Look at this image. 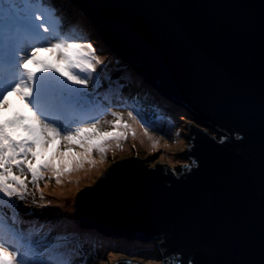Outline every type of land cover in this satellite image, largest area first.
<instances>
[{
    "label": "water",
    "instance_id": "1",
    "mask_svg": "<svg viewBox=\"0 0 264 264\" xmlns=\"http://www.w3.org/2000/svg\"><path fill=\"white\" fill-rule=\"evenodd\" d=\"M72 1L198 122L180 172L120 157L79 190V223L153 241L159 264H264V0Z\"/></svg>",
    "mask_w": 264,
    "mask_h": 264
},
{
    "label": "snow or ice",
    "instance_id": "2",
    "mask_svg": "<svg viewBox=\"0 0 264 264\" xmlns=\"http://www.w3.org/2000/svg\"><path fill=\"white\" fill-rule=\"evenodd\" d=\"M54 31L43 11L28 9L11 12L0 29V201L9 209L0 208V264H56L30 260L40 253L15 228L13 198L26 200L29 184L40 190L39 182L46 177L61 184L62 177L83 170L85 164L95 167L94 153L103 163L113 144L120 149L129 133L136 136L120 112L112 113L115 120L103 121L113 126L111 131L101 130L99 118L92 122L80 118L90 103L84 89L104 60L91 43L59 36L50 41L45 34ZM127 115L140 124L157 150L159 141L148 128L133 112ZM32 203L37 204L35 199ZM43 247L47 251L57 245L50 241Z\"/></svg>",
    "mask_w": 264,
    "mask_h": 264
},
{
    "label": "rangeland",
    "instance_id": "3",
    "mask_svg": "<svg viewBox=\"0 0 264 264\" xmlns=\"http://www.w3.org/2000/svg\"><path fill=\"white\" fill-rule=\"evenodd\" d=\"M67 4H70L75 12L81 11L82 13H86L78 4L74 3L72 0H70ZM86 15L88 14L86 13ZM96 30L100 32L99 28L97 27ZM93 47L96 49V52L99 53L98 56L104 60V63H108L106 64V68L92 74L90 83L88 85L89 89H91V87L94 88L96 83H98L101 78H105V75H107L109 71H116L118 66H114V63L123 64V61H128L129 64H123L124 70L122 74L124 76L121 78H124L127 82H131L133 85L136 84L135 79L139 81L138 83L140 84V86L141 83L143 84V86L141 87V93L146 97L147 95H149L155 101H150L147 97V100L149 102H145L146 104L154 105L160 112H167L170 107L176 106L174 107V112L171 113L170 116H168V122L165 123L160 122L158 119L156 120L157 122H154L152 120V123H149L145 120L143 121L141 119L140 113L137 110L121 108L122 106L118 107L117 109L115 108L117 106H115L107 108L105 110H101L100 115L97 117L102 121L101 130L111 131L113 130V126L111 124L103 123V121L115 120L116 118L112 116L113 112L122 113V120L124 122H127L131 126L133 121L127 115V113L133 112L134 115L138 116L143 121L144 126L148 128L149 132L153 134L155 138H157L156 140L159 141L158 149L154 151L152 149V145L148 147L143 146L138 142L137 138H133V136L129 134L128 138L121 142L122 146H124V149L122 150V148H113V150L107 153L105 161L99 164V166L90 168L89 170L83 168V170L76 171L68 176L62 177L61 184H57L54 178L48 180L46 177V180L40 181L39 189L43 192L44 201H41L40 199L41 191L38 190L34 185L29 184V192L31 194L27 197V199L24 201H19L13 198L12 203L16 206H23L21 207L23 211L28 210V213H22L24 216L30 215L26 216L29 219L24 222L26 223V227L28 228L27 237L30 238L31 243L36 245L38 252L43 253V255L40 254L41 257H31L30 260L32 261L42 258L44 260H47L49 257H51L50 255L54 253V249L49 248L46 251L45 248L41 247V245L47 244L48 242L52 241L57 246H59V248L65 246L68 243L75 246V254L69 257L70 260H68L67 263L62 264H112L113 262L121 258H131L140 262L159 264L162 262V260L160 258L161 256L159 255V249L157 246L152 244L151 250L147 249L141 250L140 252H134L132 249H130L132 244H130L131 242L129 241L131 239L128 240L129 238L108 235L96 228L81 225L77 220L75 213L76 196L82 187L89 183H94L110 168V166L117 159L126 154L138 155L148 165H153L156 163H166L170 165L175 172H180L183 169V166L180 163L189 162L191 160V157L187 154L185 148L190 145L192 141L189 138L188 134L192 122L194 121L196 124H198V122L196 121L191 110H189V108L185 104L174 100L167 93L163 92V90L159 88L157 82H153L149 78L146 79V77L144 76V72H142L139 67H136L134 63L130 62L126 57H124L120 50H113L110 47V51H108L106 54L105 52H99L96 46L93 45ZM115 57H120V59ZM112 59L114 60L113 66L110 65ZM130 63L133 66H130ZM137 74H140L141 76L136 77L135 75ZM112 84L113 83H108L105 87H103L104 85H102L103 95H111L112 92H110V87ZM115 86H119L118 83H116ZM160 93L164 95V97H162ZM160 100H162V106L160 105ZM163 103H166V106ZM155 123H162L166 130H164L163 132L159 131L156 126L157 124ZM159 126L160 125H158V127ZM175 132H178L177 137L174 136ZM215 132L217 134L216 130L211 129V133ZM97 155L98 153H94L93 157L96 158ZM161 157H163L164 159L161 160ZM91 175H93V177H91ZM28 178L29 180L31 179L30 175ZM46 182L47 186H45ZM33 199L36 200L37 204L34 205L32 203ZM46 201H50V203H48L45 207L37 206L39 204L45 203ZM72 219L74 220L72 221ZM61 224H66V226H74L75 228L77 227L76 231H68L66 234H64L65 237L68 236V238L63 240L58 235L57 231H54V229L57 226H61ZM94 231H97L100 236H113L114 239L105 237V239L107 240L106 244H104L103 246L94 245L95 243L89 242L84 236L85 233ZM102 239L105 241L104 238ZM80 241H82V246L80 250H77L76 245ZM146 243L148 242H145L143 245L141 244V246L147 247ZM48 261L50 260L48 259Z\"/></svg>",
    "mask_w": 264,
    "mask_h": 264
},
{
    "label": "trees",
    "instance_id": "4",
    "mask_svg": "<svg viewBox=\"0 0 264 264\" xmlns=\"http://www.w3.org/2000/svg\"><path fill=\"white\" fill-rule=\"evenodd\" d=\"M69 1L70 0H0V29L3 28L4 19L7 20L9 14L13 11L20 12L22 9H28L32 11L40 10L46 14V21L48 19L51 20V24L55 29L54 32L45 34L49 38L50 41H54V39L57 36L67 37L70 39H75L82 43H91L92 45L96 46L97 50L101 53L105 52L107 54V52L110 51L111 48L113 50H116V49L120 50L117 47H115L113 44H111L108 40H106L103 37V35L96 30V27H97L96 24L91 20V18L88 15H86V13L84 12L82 13L81 11L75 12L73 7L70 6V4H67ZM49 13L51 14L50 17L48 15ZM120 52L124 56V53L121 50ZM96 55H99V53L96 52ZM115 58L120 59V57H115ZM127 59L130 62L134 63L136 67H138L137 64L134 62V60H131L129 58ZM113 62L114 60L112 59V62L110 63V65L113 66ZM107 63L108 62L100 65V67L97 68V71H101L102 69L106 68ZM123 64H129V63L128 61H123ZM123 64L114 63V66L116 67L118 66L116 69L117 72L109 71L108 74L105 75L106 76L105 78H101L98 81V83H96L94 88L91 87V89H89L87 87V89H84V91L89 94L87 97V100L90 101V103L84 106V109L81 114L82 118L84 119L86 117H98L101 113V110H105L109 106L111 107L117 106L116 108L122 106L121 108H130L133 110H137L140 113L141 119L143 121L145 120L149 123H152L153 121L157 122L156 120L158 119L160 122H163V123L168 122L169 120L168 116H170L171 113L174 112V107L176 106L170 107L167 110V112H160L157 110V108L154 105L146 104L145 102H149L147 100V97L149 98L150 101H153V102L155 101L149 95H147L146 97L141 93V87L143 86V84L141 83V86H140V84L138 83L139 81L137 79H135L136 84L133 85L131 82H127L124 78H121L124 76L122 74L124 70ZM130 66H133V65L130 63ZM137 75L135 76L136 77L141 76L140 74H137ZM144 76L146 77V79L148 78L145 72H144ZM108 83H113L110 87L111 89L110 92H112L110 95L111 97L109 95H103V92H102V85H104L103 87H105ZM116 83H118L119 86H115ZM159 88H160V85H159ZM161 96L164 97V95L162 94ZM159 102H160V105L162 106L161 104L162 100H160ZM163 104L166 106V103H163ZM192 114L195 117V114L193 112ZM89 121H92V119ZM155 124H157L156 126L159 131L163 132L164 130H166V128H164V125L162 123H155ZM158 125L160 126L158 127ZM3 204L4 202H0V208H2L4 212H8L9 209L7 207H4ZM21 207L23 206L18 205L14 209L15 218H16L15 228L17 231L22 232L23 235L27 237L28 228L26 227L27 225L24 222H26V220L29 219L26 216H30V215L24 216L22 213L26 214L28 213V210L23 211ZM101 237L105 239V237H108V236H104V237L101 236ZM27 238L30 241V238L29 237ZM108 238L112 239L114 237L111 236ZM129 242H131L130 244L134 246L133 247L131 245V248H130L134 252H140L141 250H147V249L151 250L152 244L155 245L153 241L149 242V241L131 239ZM145 242H148L146 243L147 247L149 246L148 248L141 246V244L143 245ZM94 245H101V244L97 243ZM41 247L44 248L43 245H41ZM40 254L43 255V253H40ZM38 257H41V256L39 255ZM51 257H49L48 259H51ZM39 260L41 259H36L34 261H39Z\"/></svg>",
    "mask_w": 264,
    "mask_h": 264
},
{
    "label": "bare ground",
    "instance_id": "5",
    "mask_svg": "<svg viewBox=\"0 0 264 264\" xmlns=\"http://www.w3.org/2000/svg\"><path fill=\"white\" fill-rule=\"evenodd\" d=\"M98 67H100V65ZM137 118H138V120H140L141 123H143V121L138 116H137ZM131 127H132V129L135 130V133H136L135 138H137V140H138V142L140 144H142L143 146H147V147L150 146V145H152V141L149 140L148 137H146L144 135V129L140 126V124H137L135 121H133ZM129 134H131V133H129ZM149 134L152 135V137H153L154 140L157 139L150 132H149ZM174 136L177 137L178 136V132H175L174 133ZM141 141H143V143H141ZM123 147L124 146H122V150L124 149ZM113 148H115L114 144H113ZM94 159L96 161H98V163L96 164L95 167L99 166V164H101V163H99V160H100L99 154ZM95 167H92V166H90L88 164L84 166V168L87 169V170H89L90 168H95ZM81 173H84V172H81ZM91 177H93V175H91ZM74 219H72V221ZM76 228L74 226H66V224H61V226H57L54 229V231H57L58 235L64 240V239L68 238V236L65 237L64 234H66L68 231H71V230L76 231ZM84 236L91 243H95V244L100 243L102 246L107 243L106 240L104 241L102 239V237L99 235V233L97 231L85 233ZM81 244H82V241H80L76 245V249L77 250H80L81 249V246H82ZM74 249H75V246H73V244L70 245L69 243L66 244L65 246L60 247V248L57 246L54 249L55 252L51 255L53 257H51V259H49V260H51V261L52 260H56V264L57 263H59V264L67 263V261L70 260L69 257L75 254L74 253V251H75Z\"/></svg>",
    "mask_w": 264,
    "mask_h": 264
}]
</instances>
